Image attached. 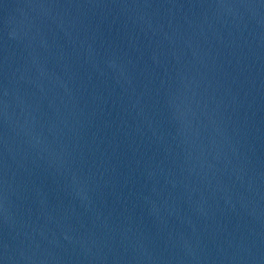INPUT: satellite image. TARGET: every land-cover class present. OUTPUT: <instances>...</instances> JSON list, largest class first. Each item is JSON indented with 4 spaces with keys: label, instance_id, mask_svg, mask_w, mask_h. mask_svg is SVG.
I'll return each mask as SVG.
<instances>
[{
    "label": "water",
    "instance_id": "obj_1",
    "mask_svg": "<svg viewBox=\"0 0 264 264\" xmlns=\"http://www.w3.org/2000/svg\"><path fill=\"white\" fill-rule=\"evenodd\" d=\"M48 264H264V124L147 189Z\"/></svg>",
    "mask_w": 264,
    "mask_h": 264
}]
</instances>
